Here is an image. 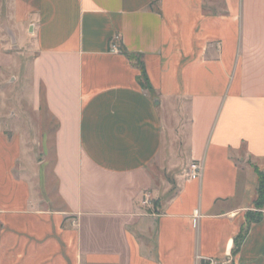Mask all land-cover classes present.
<instances>
[{
    "label": "crops",
    "instance_id": "1",
    "mask_svg": "<svg viewBox=\"0 0 264 264\" xmlns=\"http://www.w3.org/2000/svg\"><path fill=\"white\" fill-rule=\"evenodd\" d=\"M17 54L51 123L35 163L0 131V264H264V0H7ZM176 128L202 175L161 192Z\"/></svg>",
    "mask_w": 264,
    "mask_h": 264
},
{
    "label": "rangeland",
    "instance_id": "2",
    "mask_svg": "<svg viewBox=\"0 0 264 264\" xmlns=\"http://www.w3.org/2000/svg\"><path fill=\"white\" fill-rule=\"evenodd\" d=\"M6 3L7 0H0V4L6 5ZM2 17L4 18L3 24L7 25L8 15L4 14ZM29 66L28 57L21 54H17L13 62L2 59L0 63V131L6 132L8 135L17 132L24 136L26 155L27 157L32 156L35 163L39 160H35L34 157L39 159L43 156L45 145L43 140L48 131V123L51 122L43 109L44 106L40 108L41 112L34 109ZM51 128L53 129V127ZM175 130V135L168 136L167 158L152 169L156 179V187L161 188V192L164 191V184L174 182V179L179 175H183L185 180L189 179L193 164L188 163L185 145L186 134L182 133L179 128ZM51 145L52 143H50ZM260 170L263 171L264 169ZM41 179L44 181L43 172ZM48 187H56V182L50 175ZM171 193H174L173 190ZM45 194L47 193L45 192ZM158 201L154 199L151 193L146 192L142 203L148 208L157 209L159 207ZM48 208L56 209L57 205L50 203Z\"/></svg>",
    "mask_w": 264,
    "mask_h": 264
},
{
    "label": "trees",
    "instance_id": "3",
    "mask_svg": "<svg viewBox=\"0 0 264 264\" xmlns=\"http://www.w3.org/2000/svg\"><path fill=\"white\" fill-rule=\"evenodd\" d=\"M129 59L140 69L141 75L138 77V81L142 87L145 89L148 88V79L146 75V71L144 68V64L134 56H128ZM254 171L258 176V198L255 202L256 209L261 210L264 207V170H260L258 167L253 166ZM258 215V217H257ZM261 219V214H249L248 216V226L252 223L257 222ZM245 231L242 232L240 237L235 241V250L237 251L241 245V241L243 239Z\"/></svg>",
    "mask_w": 264,
    "mask_h": 264
},
{
    "label": "built area",
    "instance_id": "4",
    "mask_svg": "<svg viewBox=\"0 0 264 264\" xmlns=\"http://www.w3.org/2000/svg\"><path fill=\"white\" fill-rule=\"evenodd\" d=\"M202 175V166L200 165V163L198 162H193L192 166H191V171L189 174V179L190 180H199L201 178ZM199 217L198 212H195V216H194V225L197 224V218ZM208 264H222L217 260H209L207 262Z\"/></svg>",
    "mask_w": 264,
    "mask_h": 264
}]
</instances>
